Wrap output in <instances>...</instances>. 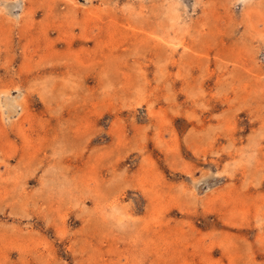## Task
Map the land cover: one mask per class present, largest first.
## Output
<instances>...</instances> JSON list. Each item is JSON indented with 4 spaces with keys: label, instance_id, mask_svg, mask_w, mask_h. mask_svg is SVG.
Here are the masks:
<instances>
[{
    "label": "rangeland",
    "instance_id": "obj_1",
    "mask_svg": "<svg viewBox=\"0 0 264 264\" xmlns=\"http://www.w3.org/2000/svg\"><path fill=\"white\" fill-rule=\"evenodd\" d=\"M0 264H264V0H0Z\"/></svg>",
    "mask_w": 264,
    "mask_h": 264
}]
</instances>
